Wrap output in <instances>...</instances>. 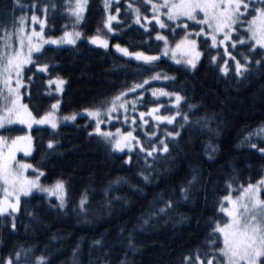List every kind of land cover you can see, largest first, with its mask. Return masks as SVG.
<instances>
[{
  "label": "trees",
  "instance_id": "1",
  "mask_svg": "<svg viewBox=\"0 0 264 264\" xmlns=\"http://www.w3.org/2000/svg\"><path fill=\"white\" fill-rule=\"evenodd\" d=\"M102 1L87 0L84 17L74 27V17H69L65 0H0V35L5 28H15L14 21L34 5L36 12L44 13L48 36L77 29L84 37L101 36L108 41L107 46L93 45L85 38L66 46H44L42 55L35 54L33 59L49 64L48 71L38 72L36 64L22 70L25 91L22 99L34 116L51 111L57 98L59 114L78 115L73 123H63L56 129L46 126L30 129L32 152L26 160L43 171V183L65 182L66 204L61 210L53 198L33 192L21 199L15 214V230L11 228L12 217L0 216V261L13 256L18 249H31L28 260L22 259L21 264H35V258L40 256L48 264H120L126 254L134 264H184L185 256H190L195 264L196 250L207 251V242L219 237L218 233L216 237L210 236L216 223L227 221L220 211L221 198L228 193L235 195L264 175V153L260 151L264 148V131H258L264 129V65L258 68L255 65L257 59H264V49L251 50L250 61L256 70L248 80L238 82L235 61L225 54V48L243 62L242 54L249 53L251 44L233 49L231 41H227L214 48L210 38L201 35L196 37L200 58L194 68H189L160 55L162 41L156 39V34L159 31L170 43H176L185 31H199L198 27L178 28L162 17L169 26L160 29L152 19L151 4L142 9L141 22L137 24L125 0H118L111 5L116 19L111 21L109 31L104 25ZM254 14L253 8L247 19ZM184 22L181 19L180 24ZM239 33L245 34L243 26ZM240 35L233 33L232 38L238 41ZM115 45L127 48L128 52L158 56V61L146 68L143 61L125 55ZM213 56L217 62H212ZM220 65L228 67L229 72L221 73ZM154 74H159L160 79H149ZM165 76L175 79L166 80ZM28 77L33 79L30 81ZM55 77L65 81L59 95L52 93L53 86L48 85V80ZM146 79L148 83L143 89L125 95L140 96L136 100L140 111L130 113L125 107L123 112L116 113L120 117L134 116L137 125L134 138L141 143H134L130 151L117 152L93 132L96 121L82 110L100 106L102 101H110L112 96L143 84ZM154 89L179 91L186 98L179 106L182 115L173 124L160 122L151 115L141 117V113L146 114L157 105L161 116H171L177 111L172 103L174 97L170 100L168 96H154L151 93ZM189 104L197 105L190 120L205 116L211 119L203 126L193 122L181 129L183 113ZM109 126L129 130L119 120L111 121ZM177 130L181 134L170 141L169 153L148 158L151 165L148 167L146 152L142 153L141 147L146 150L154 144L163 147L159 145L160 138ZM25 132L20 125L0 131L10 137ZM49 139L59 142L52 152L47 151ZM141 172L149 175L148 181ZM193 172L199 178L198 183L193 186L192 198L185 202L179 188L191 179ZM82 195L87 197L85 210L79 205ZM161 196L165 202L172 199V208L143 231H137L135 241L142 245L138 255L126 253L128 231L141 222L150 207L162 206ZM29 212L35 215L29 216ZM181 216L186 219L181 220ZM97 240L102 241V246L93 243ZM73 249H77L75 257Z\"/></svg>",
  "mask_w": 264,
  "mask_h": 264
},
{
  "label": "snow or ice",
  "instance_id": "2",
  "mask_svg": "<svg viewBox=\"0 0 264 264\" xmlns=\"http://www.w3.org/2000/svg\"><path fill=\"white\" fill-rule=\"evenodd\" d=\"M86 0H65L66 11L70 18L74 17L73 26L82 18L84 12V4ZM127 4V9L133 14V18L137 24L141 22L140 16L142 9L151 4L152 19L159 25L160 29H165L169 25L165 23L162 17H166L168 22H173L177 27H183L188 29L199 28V31H185L184 38L178 41L174 47L170 50L172 52V58L177 64L185 63L189 67L194 68L196 62L200 57V52L197 51V41L195 39H189L190 36L200 37L201 35L206 38H210L212 41V47L217 48L220 45H225L227 41H231V46L235 49L237 46H247L251 44V49L248 54H242L243 62L238 60L235 56H232L227 48H225V54L230 56L232 61H235V76L238 78V82H244L248 80L249 76L254 74L255 68L253 67L250 56L254 49H264V0H160V2H154V0H132ZM139 5V6H136ZM259 5V6H256ZM254 8V15H251V19H247V14ZM47 6H45V10ZM105 12L109 9V0H104ZM166 9V11H162ZM120 9L117 8V12ZM127 15V12L125 13ZM37 17L32 16V20L35 21ZM116 16L108 15L104 20L105 27H109L110 22L115 20ZM145 20L148 17H144ZM181 19L185 22L180 24ZM193 22L189 25L187 22ZM15 22H18L19 27L16 28L15 33L4 29V34L0 35V130L6 125H13L15 123L26 125L28 128H32L35 125H50L52 129L57 128V119L54 117L51 111L46 112L44 115L36 118L29 111L28 106L20 102L19 90L21 88L22 70L25 65L36 64L38 72L48 71L50 65L45 63L41 64L39 60H34V54H41V48L45 44L62 45V44H75L76 40L80 37L81 33L78 31H64L62 37L44 38L41 32L33 30L31 33L25 32V18H17ZM41 28L44 27V21H40ZM241 26L245 29V34L240 35L239 29ZM111 31V27H109ZM236 33L240 35V39L237 41L232 38V34ZM222 35V39L219 36ZM13 36H15V42H13ZM92 43H100L106 46V41L101 40L98 36H92L89 38ZM156 39L158 41H164L165 49L164 55L168 54V40L165 36L161 35L157 31ZM207 42V41H205ZM115 47L123 52L125 55L134 56L137 61H143L146 68L154 66L158 61V56L145 55L143 52H128L127 48H121L119 45ZM26 48V51H25ZM177 53L181 55V59H176ZM186 58V59H185ZM212 62H217V57L211 58ZM227 63V62H226ZM255 65L258 68L264 65V59H257ZM220 72L227 74L229 68L225 65H220ZM31 81L33 77H28ZM149 79H160L159 74H154ZM164 79H172L175 77H167ZM13 80L15 85L13 86ZM49 84L52 81H48ZM55 83L57 91L61 90V86L65 83L63 78L56 77ZM148 83L146 79L143 84H136L132 89L119 92L111 97L110 101H102L100 106L93 108H85L82 111L86 112L90 118H94L96 126L93 132L100 137L106 143H111V147L115 150H122L125 147L131 149L132 144L128 143V139L131 138L135 144L141 142L132 137L131 133L125 134L123 138L115 139L113 141V133L101 130V117L106 113L108 118L111 119V114L118 111L120 108H125L126 103H120L125 97L126 92H134L136 89H143L144 84ZM154 96L157 94L168 96L172 100L173 105L177 106V111L171 116H156L154 117L158 121L166 120L168 124H173L174 120L182 115L179 110V106L182 101L186 102V98L181 96L179 91L166 92L164 89L153 90ZM60 102L52 104V109H56ZM106 105V106H105ZM160 106L157 105V108ZM197 105L189 104L187 110L183 113L184 123L180 125L182 129L185 124L188 123H202V126L207 123L211 117H200L197 120H190V113L196 110ZM156 111V108L149 109V113ZM78 113L65 116L63 119L66 121L75 120ZM141 117L144 113L140 114ZM147 123V121H144ZM258 131H264L260 129ZM116 133H120V129H116ZM180 131L167 132L159 140V147L154 144L150 149L141 147L142 153L146 152L145 164L148 167V158H155L160 154L167 155L170 151L169 143L180 135ZM92 135V133H89ZM153 136L156 133H152ZM250 138V137H249ZM32 137L29 135L17 136L11 138L9 143L8 138L0 136V216L6 215L13 218L11 228L15 230V214L19 210L21 199L28 197L33 190L46 192L51 194L53 189L42 186L40 184V178L44 175L43 171L34 169L36 175L29 177L25 175L26 169H33V165L16 161L15 154L18 150L23 149L25 155L31 151ZM59 146V142L53 139H49L47 142V151L52 152ZM253 148L256 145H252ZM264 153V148L260 149ZM129 163V161H125ZM145 181L149 180V175H145L144 172L140 173ZM198 176L195 172L191 179L187 180L179 188L180 197L187 202L192 198L193 186L198 183ZM264 184V178H261L257 182V185L249 183L243 188L240 196L235 200L230 195H226L220 200V211L227 216V222H217L215 228L211 231L210 236L216 237L217 233L219 237L217 239H210L207 242V251L201 252L198 248L196 250L195 264H264V199L261 198V193L264 189L258 186ZM55 190L63 193L64 182L57 180L54 185ZM231 188V185H229ZM107 195V189L105 190ZM60 201L59 208L61 210L65 207L64 198L62 195L58 196ZM87 197L82 195L79 202L81 210L86 208ZM227 201L228 206H224V202ZM159 202L162 206L159 208L150 207L147 215L141 218V222L128 231V235L125 238L127 240L125 251L131 252L133 256L138 255L142 250V245H139L135 241V234L137 231H143L144 227L152 223L155 219H158L162 215H167V212L172 208L173 201L169 198L168 201H163L161 196ZM29 216H34V212H29ZM186 217L181 216V220ZM123 234V229H121ZM96 245L102 246V241L97 240L93 242ZM217 243L221 246L217 247ZM31 249H18L13 256L5 258L0 261V264H21V260L27 261L31 255ZM77 249H73V257L76 256ZM35 264H48L45 257H36ZM120 264H134V261L125 257L120 261ZM184 264H193L190 256L184 257Z\"/></svg>",
  "mask_w": 264,
  "mask_h": 264
},
{
  "label": "rangeland",
  "instance_id": "3",
  "mask_svg": "<svg viewBox=\"0 0 264 264\" xmlns=\"http://www.w3.org/2000/svg\"><path fill=\"white\" fill-rule=\"evenodd\" d=\"M116 1H118V0H109V9H108V11L107 12H105V15H106V18H107V16L108 15H114V16H116V13H113V12H111V5H112V3L113 2H116ZM158 2H160V0H157ZM86 5H87V0H86V3L84 4V12H83V15H82V18H81V20L79 21V22H81L82 21V19H83V17H84V14H85V10H86ZM102 5H103V8H104V0L102 1ZM166 10V9H165ZM104 11H105V9H104ZM164 11V10H163ZM33 15H35L36 17H37V19L35 20V21H33L32 20V16ZM20 17H24L25 18V25H24V27H25V32H27V33H31L33 30H35V31H37V32H41L42 33V35L44 36V38L45 39H47L48 37H52V38H59V37H62V34H63V32L61 33V34H59V35H55V36H48V35H46L45 34V16H44V13H42V14H39L38 12H36V8H35V6L34 5H32L31 6V9H30V11H26L25 13H22V14H20V16L18 17V18H20ZM251 19V18H250ZM41 20H43L44 21V27H43V29L41 28V24H40V21ZM111 23V22H110ZM19 27V24H18V22H17V24H16V26H15V28H13L12 30H9V31H11V32H13V33H15V31H16V28H18ZM109 27H110V25H109ZM109 27H106L107 29H109ZM67 31H69V32H72V31H78V32H80L79 30H77V29H73V30H67ZM81 33V32H80ZM4 34V33H3ZM161 35H163V36H165L163 33H160ZM90 37H92V36H89V37H84L83 35H82V33H81V35H80V37L76 40V42L78 41V40H80V39H84L85 38V40H87L89 43H91V44H93V45H97V46H105L104 44H100V43H92L91 42V40L89 39ZM101 40H104V41H106V46L108 45V41H107V39H105V38H103V37H101V36H98ZM166 37V36H165ZM184 38V37H183ZM189 39H195L196 41H197V39H196V36H190V37H188ZM219 38L220 39H222L223 37H222V35L221 36H219ZM182 39V38H181ZM180 39V40H181ZM180 40H178V41H180ZM177 41V42H178ZM13 42H15V36H13ZM169 42V41H168ZM176 42V43H177ZM210 42H211V44H212V41H211V39H210ZM176 43H168V47H169V51H168V54L167 55H164L163 54V51H164V49H165V43H164V41H162V50H161V53H160V55L161 56H164V57H166V58H168V59H170L171 61H173L174 63H176V61L172 58V52H171V48L172 47H174L175 46V44ZM47 45H50V46H57V45H53V44H45V45H43L42 46V48L44 47V46H47ZM66 45H71V44H62V45H59V46H66ZM221 46H223V45H221ZM41 48V49H42ZM25 51H26V48H25ZM197 51H199L198 50V48H197ZM121 52V51H120ZM130 53H134V52H130ZM35 55V54H34ZM34 55H33V57H34ZM131 57H133V56H131ZM200 58V57H199ZM176 59H181V55L179 54V53H177V56H176ZM186 59V58H185ZM199 60V59H198ZM198 60H197V62H196V65H197V63H198ZM180 64H183V65H185V66H187V67H189L188 65H186L185 63H180ZM25 66H27V65H25ZM24 66V67H25ZM189 68H192V67H189ZM56 78V77H55ZM55 78H50L48 81H52V83L51 84H49L48 83V85H52L53 86V88H52V90H51V92L52 93H54V94H56V95H59L60 94V91H57L56 89H57V86H56V83H55ZM21 80H22V76H21ZM23 81H22V84H21V88H20V90H19V96H20V102L22 103V104H25L26 105V103L23 101V95H24V93H25V91L23 90ZM15 85V80H13V86ZM62 87H63V85L61 86V89H62ZM154 90H157V89H154ZM151 93H153V90L151 91ZM159 94H157L156 96H158ZM140 96H135V97H124L121 101H120V103H125V102H127L126 103V110H129V112L130 113H137L138 111H140L139 109H137V99L139 98ZM126 98V99H125ZM57 101H59V98H57L52 104H54V103H56ZM58 108H59V104L57 105V108L56 109H52V107H51V112L53 113V115H54V117H56V119H57V127L59 126V125H61V124H63V123H73L74 122V120H72V121H66V120H64L63 118L65 117V116H68V115H61V114H59L58 113ZM152 108H156V111L155 112H153V113H149V111L146 113V114H144V115H151V116H153V117H156V116H161L159 113H158V109L159 108H157V106L156 107H152ZM151 108V109H152ZM125 110V108H120L118 111H116V112H113L112 114H111V116H112V118L111 119H109L108 118V114L106 113L104 116H102L101 117V124H104L105 126H101L100 125V127H101V130L102 131H106V132H111V133H113V141L115 140V139H120V138H123L124 136H125V134H127V133H131L132 134V137H135L134 136V130L136 129V126L137 125H135V118H134V116L131 114V115H127V114H124L122 117H120V116H117L116 115V113L117 112H123ZM85 114H87L86 112H84ZM33 115V114H32ZM44 115V114H43ZM71 115V114H70ZM34 116V115H33ZM41 116V115H40ZM36 118H39V116H35ZM127 118L129 119V122H128V120H127ZM121 121L122 123H124V124H126V125H128L129 126V130H122L121 129V127H116V128H113V129H111L110 128V126H109V123L111 122V121ZM163 121H166V120H163ZM160 122H162V121H160ZM17 125H20V126H23L25 129H26V132L25 133H23V134H21V135H17V136H24V135H29V136H31V132H30V129L31 128H28L26 125H23V124H19V123H15V124H13V125H6L2 130H7V129H9V128H12V127H14V126H17ZM35 126H46V127H49V128H51V126L50 125H47V124H44V125H33L32 127H35ZM102 127H104V128H102ZM116 129H120V133L119 134H117L116 133ZM1 131V130H0ZM0 136H4V137H6V138H8V141H9V143L11 142V138H13V137H10V136H8V135H5V134H2V133H0ZM17 136H14V137H17ZM32 137V136H31ZM128 143H131L132 144V147H131V149L133 148V146H134V143L132 142V140H131V138H129L128 139ZM110 145H111V143H110ZM131 149H129L128 147H125V148H123L122 150H115V151H117V152H123V151H130ZM31 152H32V145H31V151L30 152H28V154L27 155H25V152L23 151V149L21 148V150H18L17 152H16V154H15V157H16V161H23V162H26V163H29V161H27L26 159L29 157V155L31 154ZM30 164V163H29ZM34 167H33V169H26L25 170V175H27V176H29V177H33V176H35L36 175V173H35V171H34ZM261 178H264V175L262 176V177H260L258 180H256L255 182H251V184H253V185H257V182L258 181H260L261 180ZM63 181V180H62ZM64 182V181H63ZM55 183H56V181L55 182H53V183H51V184H45V183H43L42 182V180H41V178H40V184L42 185V186H45V187H49V188H52L53 189V191H52V193L51 194H49V193H46V192H41V191H37V190H33V192H36V193H39V194H41V195H43L44 197H46V198H53L54 200H55V204L57 205V207H59V203H60V201L57 199V197L58 196H60V195H62L63 196V198H64V202H65V204H66V184H65V182H64V191H63V193H60L59 191H57V190H55V188H54V185H55ZM249 184V183H248ZM247 184V185H248ZM247 185H245V186H243L242 187V189L240 190V191H238L235 195H232L231 193H228V195H230L232 198H233V200H235L237 197H239L240 196V194H241V192L243 191V188L244 187H246ZM259 188H261V189H264V184H261V185H259L258 186ZM32 192V193H33ZM0 194H2V189H0ZM261 198L262 199H264V192H262L261 193ZM224 206H228V204H227V201H225L224 202ZM227 222V221H226ZM225 222V223H226Z\"/></svg>",
  "mask_w": 264,
  "mask_h": 264
}]
</instances>
